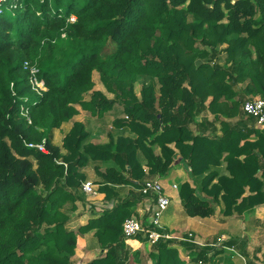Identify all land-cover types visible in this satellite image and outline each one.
Listing matches in <instances>:
<instances>
[{
  "label": "trees",
  "instance_id": "trees-1",
  "mask_svg": "<svg viewBox=\"0 0 264 264\" xmlns=\"http://www.w3.org/2000/svg\"><path fill=\"white\" fill-rule=\"evenodd\" d=\"M223 54L230 65L218 64ZM31 68L46 92L33 91ZM96 73L109 91L110 84L120 89L114 100L94 91ZM137 76L156 79L159 93L145 86L139 99ZM254 96L264 99V0H8L0 14V264H72L80 239L93 231L106 254L88 264H189L175 245L192 264H209L224 249L175 239L154 245L150 263L130 259L123 223L132 202L69 231L70 213L93 206L82 191L90 163L99 165L98 192L114 201L110 186L141 189L167 176L179 157L191 178L179 193L189 217H212L221 205L225 217L242 216L264 204V129L242 110ZM77 105L93 116L115 109L118 139L92 144L85 125L75 123L63 145H54ZM204 110L215 120H202L196 133L191 125ZM44 140L48 154L26 146ZM14 153L34 157L38 169L29 162L22 169Z\"/></svg>",
  "mask_w": 264,
  "mask_h": 264
},
{
  "label": "crops",
  "instance_id": "crops-1",
  "mask_svg": "<svg viewBox=\"0 0 264 264\" xmlns=\"http://www.w3.org/2000/svg\"><path fill=\"white\" fill-rule=\"evenodd\" d=\"M94 91L100 90L95 87ZM91 94L92 93H89L88 97L85 98V101L90 99ZM75 108L77 109L78 114L70 122L65 123L61 129L54 133V145H56L54 142L56 138H61L63 141L75 123H82L86 126L90 122L87 116L89 112L84 111L78 105L75 106ZM86 130L91 134L90 130L87 128ZM98 134H91L90 142L98 140ZM219 135H221V132L218 133V136ZM62 145L63 142L56 146L61 147ZM96 166L99 165L90 163L86 173L84 170L83 173L86 176V181L95 183L96 187L99 189L103 180L95 172ZM101 167L102 166H100V168ZM187 171L188 169L185 162L179 157L165 178L158 177V179H162L166 194L171 198V205L167 210L168 212H166L160 220L163 230L173 238H180L187 236L188 234H193V236L196 235V238L194 237L196 241L199 239L202 240V237L209 236V244H216L217 240L222 237H224L226 241L231 242L230 246H224L225 249L222 253L211 255L209 264H264V204L255 207L242 216L235 215L233 217H224L219 214L223 208L220 206L218 207L219 209L216 210L215 216L211 218H191L186 214L179 195L182 184L191 181L190 174H188L189 172ZM178 178H181L180 182L176 181ZM174 186H177L178 189H174ZM110 187L117 192V199L114 201H108L106 199V194L100 192L95 198H90L96 200L95 202H90V199H87L93 206L86 209V215L79 219L78 222L70 221L69 225H67L69 231L88 224L92 218L99 217L101 215L100 213L125 201L132 202L134 205L130 208L132 218L142 221L145 224L148 221H151L156 206L154 199L143 196L140 193V189L132 185ZM74 223H77V225L71 226ZM95 233L96 231H93L80 239L78 249L76 250V256L72 259V264H77V262L78 264L81 263L79 262L80 260H78L79 258L86 259V256H88L90 252L96 250H98L100 256H105L106 251L99 245ZM142 237L144 238V236H139L137 239H124L126 247L130 252V259H133V256L131 255H133L136 250H142L147 246L146 243L142 241ZM223 244L224 242L222 243V247ZM232 253L238 258H235ZM96 258L97 257L93 258L91 262ZM88 263H90V261H86L83 264Z\"/></svg>",
  "mask_w": 264,
  "mask_h": 264
},
{
  "label": "rangeland",
  "instance_id": "rangeland-1",
  "mask_svg": "<svg viewBox=\"0 0 264 264\" xmlns=\"http://www.w3.org/2000/svg\"><path fill=\"white\" fill-rule=\"evenodd\" d=\"M182 8V7H181ZM4 12L6 15H10L12 12L9 10V9H6L4 8ZM225 49V46H219L218 47V50H224ZM228 56L226 54H223L221 55L219 58H217V62L218 64H220L221 66H228L230 65V63H228V60H227ZM209 60V61H208ZM212 61H210V57L205 59V60H201V59H198L196 61V63L198 65L200 64H203V63H211ZM95 83H96V88L99 89L100 91H102L109 99L111 100H114L115 99V96L118 94V90L120 91V89L118 87H116V85H113V84H110V88L112 89L111 91H109V89L107 87H105L104 85V82L102 80V76L98 73L95 74ZM135 83H134V94L139 98L141 99V91L142 89L145 87V86H154L155 89H156V93L158 94L159 93V90H160V85L158 83V81L154 78H149V77H146V76H137L135 78ZM250 79L247 78L245 80V83H242L240 84L239 86L240 87H245L247 86L249 83H250ZM121 92V91H120ZM123 92H127V88L124 89ZM263 97L261 96H254L252 99H261ZM252 99H249V100H252ZM209 99L206 101V105L205 106H209ZM119 106H116L117 109L120 110V116L119 118H124L126 117L124 113H121L122 112V109L121 108H118ZM117 112L115 111V109L113 111H110L108 113H106L105 115H102V116H93L91 115L90 113L87 114L88 118H89V123L85 126L88 130H90L91 134L93 135L94 133L95 134H98V140H94V142H91L92 144H106L110 141L111 138H114V139H118L119 135H121V132L116 128L115 126V121L118 119L116 117V114ZM90 114V115H89ZM199 116V121L197 124L193 123V125H191V129L193 131H195L196 133H199L200 132V127L199 125L201 124L202 120L203 121H208V122H212L215 120L214 116L211 115L210 111L209 110H204L201 114L199 113L198 114ZM92 119V121H91ZM238 118H235L233 120H231L230 122H232V124H235L236 122H238ZM222 124L220 122H217L216 123V132H217V135L219 132H221V128H222ZM255 126H257V128H261V129H264V127H260L258 125L255 124ZM202 128V127H201ZM218 130V131H217ZM56 132V131H55ZM206 134L208 136H212L213 135V131H207ZM125 136H128V137H133L131 133H129V131H126L125 133ZM220 136V135H219ZM64 140V139H63ZM54 142L56 143V145H60L63 141L61 138H56L54 140ZM54 144V143H53ZM171 148L174 149V145H170ZM153 152L155 155L157 156H161V149L158 147V146H154L152 148ZM14 155L16 156V158L21 162L20 166L22 169H24L26 166H25V163L26 162H29L31 164V167L34 171H36L38 169V165H37V162L36 160L34 159V157H27V158H23L21 157V155H17L14 153ZM187 167V166H186ZM101 171L104 172L105 171V167L102 166L101 168ZM188 169V168H187ZM83 170L85 171L86 173V170H88V166H86L85 168H83ZM145 170L146 172L148 171V168L145 167ZM95 172H96V167H95ZM188 172V171H187ZM189 174V173H188ZM161 177H164L165 176H161ZM161 182H162V179H160ZM176 181L180 182L181 181V178H178L176 179ZM200 185V183H199ZM38 190L41 192L42 190V187H39ZM87 199H90L88 197H86ZM96 200H92L90 199V202H95ZM222 206V205H221ZM100 207V206H99ZM219 207V206H218ZM218 207H215L216 210L219 209ZM102 209V208H101ZM168 212V211H167ZM219 212V211H218ZM100 213V212H99ZM103 213V212H102ZM100 213V214H102ZM216 214V213H215ZM219 214L223 215L222 213V209L221 211L219 212ZM86 215V209H84V207L81 205V204H78V209L74 212H71L70 213V219L73 221H76L78 222L79 219H81L82 217H84ZM215 216V215H214ZM224 216V215H223ZM213 217V216H212ZM225 217V216H224ZM211 218V217H209ZM202 219V218H201ZM207 219V218H206ZM142 222V221H141ZM143 224L148 228L151 225V221H148L146 224L143 222ZM77 223H74L73 225L71 226H76ZM188 234V233H187ZM186 234V235H187ZM124 237V236H123ZM139 237V236H138ZM137 237V238H138ZM194 237L196 238V235H194ZM136 238V239H137ZM173 238V237H172ZM179 238V237H178ZM176 239V238H175ZM223 239V242L225 241V238L222 237ZM199 244H202V245H206L209 243V236L207 237H202V240H198L197 241ZM146 247H144V249L140 250H136L134 252L133 255L131 256H137L138 259H140L142 262H146V263H150L151 260H149V254L150 252L153 250V247L151 244L149 243H146ZM175 247L178 248L179 250V253H180V258L182 260H184L186 263H189V264H192V257H191V254H187L181 247H179L178 245H175ZM82 251V250H81ZM231 253V252H229ZM233 256H235V258H238L234 253H232ZM99 252L98 250L94 251V252H90L88 254V256H86V259H78L80 260L79 264H83L85 263L86 261H90L95 258V257H99ZM78 264V262H77Z\"/></svg>",
  "mask_w": 264,
  "mask_h": 264
},
{
  "label": "built area",
  "instance_id": "built-area-1",
  "mask_svg": "<svg viewBox=\"0 0 264 264\" xmlns=\"http://www.w3.org/2000/svg\"><path fill=\"white\" fill-rule=\"evenodd\" d=\"M8 0H0V14L3 12V7ZM28 67V64H26ZM31 77H30V84L37 94H41L42 92H46V87L43 81H40L37 78L38 70L35 68L30 69ZM243 112L253 117L256 120V125L260 127H264V99H252L247 100L242 106ZM24 115L27 116L28 112L23 111ZM26 146L37 152L42 154H48L47 142L44 140L42 143H30L26 144ZM174 189H178L177 186H174ZM82 191L84 194L87 195L88 198H95L98 196V188L96 187L95 183L91 181H86L82 184ZM140 193L148 198H152L156 202L154 214L151 218V225L150 227L163 229L161 226V218L167 212L171 205V198L166 194V191L163 187V184L160 179L147 181L143 184L142 188L140 189ZM123 236L125 240H130L137 238L138 236H144V238H148V242L152 246L156 245L161 239H175L171 236L163 235L158 231L150 230L149 227L147 228L143 222L135 219L129 218L125 220L123 223ZM175 240L182 242V243H197L199 244L196 239L194 238L193 234H188L187 236H183L180 238H176ZM223 239H218L216 244H212L211 246L216 249H225L222 247ZM202 245V244H200ZM204 246V245H202ZM198 264H205L203 262H199Z\"/></svg>",
  "mask_w": 264,
  "mask_h": 264
}]
</instances>
